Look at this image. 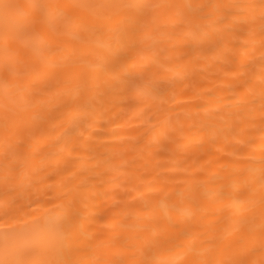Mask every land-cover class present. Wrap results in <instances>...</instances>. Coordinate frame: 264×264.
<instances>
[{
	"label": "bare ground",
	"instance_id": "6f19581e",
	"mask_svg": "<svg viewBox=\"0 0 264 264\" xmlns=\"http://www.w3.org/2000/svg\"><path fill=\"white\" fill-rule=\"evenodd\" d=\"M0 264H264V0H0Z\"/></svg>",
	"mask_w": 264,
	"mask_h": 264
}]
</instances>
